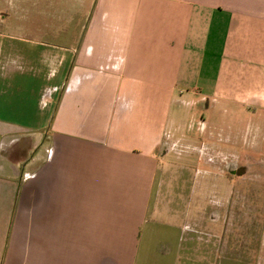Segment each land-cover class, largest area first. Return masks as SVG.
<instances>
[{"label": "crops", "instance_id": "1", "mask_svg": "<svg viewBox=\"0 0 264 264\" xmlns=\"http://www.w3.org/2000/svg\"><path fill=\"white\" fill-rule=\"evenodd\" d=\"M72 7L0 64V264H264V206L192 223L163 149L264 147V0Z\"/></svg>", "mask_w": 264, "mask_h": 264}, {"label": "rangeland", "instance_id": "2", "mask_svg": "<svg viewBox=\"0 0 264 264\" xmlns=\"http://www.w3.org/2000/svg\"><path fill=\"white\" fill-rule=\"evenodd\" d=\"M75 1L0 0V64L5 61V54L10 52L7 45H11L13 49L14 46L18 49L26 47L23 42L27 43L28 40L17 39L39 41L45 37L44 35L55 32V29L70 33L75 25L71 24L69 12ZM31 47L35 51L38 49L37 46ZM10 54L12 55V52ZM14 58L12 55L11 60ZM163 149L171 150L169 160L175 161V166L186 165L184 168H173L174 175L177 176L176 172L184 170L192 177L202 176L201 185L191 184L192 191L194 187H199L197 191H200L198 192L200 198L175 201L178 206L202 210V213L191 217L192 223L193 220L194 223L202 220V225L214 223L211 216L215 218L219 214L218 217L222 218L224 223L230 224L234 215L231 211L236 209L241 210L240 221L243 222L247 211H252L253 207L264 206V199L252 198L255 195H252L254 191L258 193L255 197L264 194V167H261L264 164V147H163ZM183 150L187 151L186 159H175ZM250 162L256 166L249 169L241 167ZM230 171H237L240 174H232ZM243 174V177L237 176ZM168 202L164 200L162 204L169 206Z\"/></svg>", "mask_w": 264, "mask_h": 264}, {"label": "water", "instance_id": "3", "mask_svg": "<svg viewBox=\"0 0 264 264\" xmlns=\"http://www.w3.org/2000/svg\"><path fill=\"white\" fill-rule=\"evenodd\" d=\"M230 173H232V174H240V173L237 172V171H230Z\"/></svg>", "mask_w": 264, "mask_h": 264}]
</instances>
